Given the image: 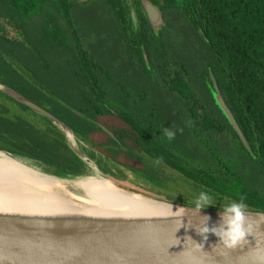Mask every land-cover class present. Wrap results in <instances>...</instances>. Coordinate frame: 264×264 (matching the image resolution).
<instances>
[{
  "label": "trees",
  "instance_id": "trees-1",
  "mask_svg": "<svg viewBox=\"0 0 264 264\" xmlns=\"http://www.w3.org/2000/svg\"><path fill=\"white\" fill-rule=\"evenodd\" d=\"M80 2L0 0V81L65 121L120 178L192 201L206 191L216 206L244 197L264 212V0H168L167 27L155 33L141 13L137 38L119 20L126 0ZM211 71L255 155L216 103ZM0 147L88 172L59 128L1 91Z\"/></svg>",
  "mask_w": 264,
  "mask_h": 264
},
{
  "label": "water",
  "instance_id": "water-1",
  "mask_svg": "<svg viewBox=\"0 0 264 264\" xmlns=\"http://www.w3.org/2000/svg\"><path fill=\"white\" fill-rule=\"evenodd\" d=\"M142 1L153 29L158 34L165 25L162 11L151 0ZM147 63L149 65L148 59ZM210 75L213 83L210 87L216 103L245 147L255 155L212 71ZM0 91L47 118L59 128L71 150L86 163L88 172L67 174L57 167L2 147L0 151L35 162L47 175L66 182L93 176V169L99 177L126 192L181 209L174 214L150 216H111L85 211L77 213L0 211V264H264V212L247 209L248 222L253 225V231L235 249L224 248L218 243V238L211 233L208 234L207 241H204L197 234L198 228L205 224L210 227H221L226 219L221 214L219 206H208L198 213L192 200L168 196L143 185L136 186L137 184L130 183L112 172L104 173L95 164V161H99L92 159L71 139V136L83 142L85 148L100 154L105 159L106 166L107 164L111 166L107 156L98 148L86 143L65 121L2 81ZM58 100L80 116L90 119L63 99ZM95 122L118 140L116 134L105 124ZM99 163L103 165L102 162ZM36 186L46 192H59L51 183ZM65 196L82 204V199L78 196ZM189 237L193 241L189 240ZM195 242L203 243L204 246L197 249Z\"/></svg>",
  "mask_w": 264,
  "mask_h": 264
},
{
  "label": "bare ground",
  "instance_id": "bare-ground-1",
  "mask_svg": "<svg viewBox=\"0 0 264 264\" xmlns=\"http://www.w3.org/2000/svg\"><path fill=\"white\" fill-rule=\"evenodd\" d=\"M71 139L79 147L86 149L83 142L73 136ZM90 152L93 153V151ZM95 164L104 173H111L104 164L97 161ZM92 175L77 181L66 182V180L47 175L35 162L0 151V211L39 213L85 211L111 216H150L181 211L173 205L143 199L134 193L126 192L99 177L93 169ZM43 183H51L57 190L59 189V192H46L36 186ZM65 195L80 197L82 204L74 202Z\"/></svg>",
  "mask_w": 264,
  "mask_h": 264
},
{
  "label": "clouds",
  "instance_id": "clouds-1",
  "mask_svg": "<svg viewBox=\"0 0 264 264\" xmlns=\"http://www.w3.org/2000/svg\"><path fill=\"white\" fill-rule=\"evenodd\" d=\"M166 135L169 140L175 138V132L166 129ZM194 207L198 213L201 210L206 209L208 206L214 205L213 197L206 191H201L193 201ZM221 214L226 217L221 227H210L205 224L199 227L197 234L200 235L204 241H207L208 234L211 233L218 238V243L226 249H235L240 246L246 237L251 235L253 231V225L248 222L247 208L248 205L245 202L244 197H240L238 200H233L228 203H219ZM182 217L179 218L181 220ZM208 219V217H206ZM189 240L193 241L190 237ZM203 243H196L197 249L203 247Z\"/></svg>",
  "mask_w": 264,
  "mask_h": 264
},
{
  "label": "flooded vegetation",
  "instance_id": "flooded-vegetation-1",
  "mask_svg": "<svg viewBox=\"0 0 264 264\" xmlns=\"http://www.w3.org/2000/svg\"><path fill=\"white\" fill-rule=\"evenodd\" d=\"M74 1V0H72ZM75 1H80V0H75ZM156 6H158L160 8V10L162 11V14H163V19L165 21V25H163L162 29L166 28L167 25H168V21L164 15V12L162 10V7H165V6H168L169 3H168V0H151ZM178 1H181V0H178ZM81 3V2H80ZM126 4H127V10L129 12V16H127L126 18H123L121 17L119 20L121 21H124V20H128L132 25H133V28L136 30V32L132 33L130 37L132 38H137L139 37L140 35L144 36V34H139L138 33V30L142 28V22L145 21L146 19H144L143 17H140V14H145L146 15V18L148 20V22L150 23L152 29H153V26L150 22V19L148 17V13L143 5V1L142 0H126ZM160 29V31L162 30ZM154 30V29H153ZM166 37H169V34L166 33L164 34ZM120 46H121V42L119 43ZM142 48H143V55H144V59L146 61V64L148 66V68H151V65H150V60H149V56L145 50V47L142 45ZM147 59H148V62H149V65L147 63ZM124 62L123 58L120 56L119 58V63H118V68L119 71H120V75H119V83L122 84L123 82H126V83H129V81H127L125 79V75H124V64L122 63ZM129 66H125V68H129ZM122 98V96H121ZM125 98V97H124Z\"/></svg>",
  "mask_w": 264,
  "mask_h": 264
},
{
  "label": "rangeland",
  "instance_id": "rangeland-1",
  "mask_svg": "<svg viewBox=\"0 0 264 264\" xmlns=\"http://www.w3.org/2000/svg\"><path fill=\"white\" fill-rule=\"evenodd\" d=\"M16 29L15 28H10V31H11V36H16L17 35V33H16V31H15ZM169 102H170V99L168 98V100L166 101V105L168 106L169 105ZM18 107H15V109H17ZM21 113H23V114H25L24 113V111H22ZM105 159H103L102 161H100V162H102L104 165H105V163H106V161H104ZM93 166V165H92ZM91 166V167H92ZM106 166V165H105ZM106 168H109L108 170L110 171V172H112V173H114V170L112 169V167L109 165V164H107V166H106ZM109 174H111V173H109ZM129 177L131 178H128L127 179V181H129L130 183H134V184H137L136 186H140V185H144L139 179H135L134 178V176H132V175H129ZM126 180V179H125ZM137 181V180H139L138 182H134V181ZM181 185H183V187H185V185H184V183H181ZM145 186V185H144ZM187 187H188V185H187Z\"/></svg>",
  "mask_w": 264,
  "mask_h": 264
}]
</instances>
